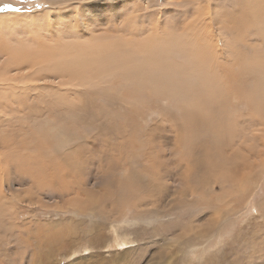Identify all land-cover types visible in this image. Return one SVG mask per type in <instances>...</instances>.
Listing matches in <instances>:
<instances>
[{
	"label": "rangeland",
	"instance_id": "1",
	"mask_svg": "<svg viewBox=\"0 0 264 264\" xmlns=\"http://www.w3.org/2000/svg\"><path fill=\"white\" fill-rule=\"evenodd\" d=\"M111 1L100 5L94 1L96 5L93 7L100 8L98 13L102 15H96L95 18L86 17V20L93 19L92 32L96 35L95 38L106 37V32L113 31L110 39L122 38L125 43L127 39L132 42L153 40L154 44L159 38L151 36V26H161L157 35H162L163 39L167 35L175 34L185 41L188 39V48L193 45L191 49L196 48L199 43L198 47L204 55L212 48L209 55L214 56H211V59L215 58L223 72H235L232 76L234 84L241 89V82L249 89L250 82L257 80L259 75L255 74L254 79H251L248 71L244 68L237 70L232 63L239 62L237 65L241 66V62L251 55L252 50L264 52V39L254 35L259 27L257 20L260 26H264V0H246L258 1L254 14L257 18L252 13L249 23L243 26L245 35L242 37L246 39L238 44L239 49L236 44V49L230 44L236 35V29L234 28V32L230 27L235 25L233 22L238 20L239 13L243 10L241 6L236 5L240 8L237 11L234 0ZM93 3L82 0L75 2L74 6L78 8ZM5 4L25 11L0 12V264H264V111L262 119L253 122L249 116L243 117V114L249 111L245 108L243 100L241 106L245 109H238L242 112L235 120L225 118L223 109L226 104L223 109L216 111L221 118L217 127L223 130L222 144H229L232 139L235 142L232 137L239 133L237 143L233 147L240 150H234L235 153L238 152L234 161L242 176L233 180L229 186L226 184L233 195H225L222 182L215 179L216 182L210 183L209 187L203 185V189L198 190L199 195L189 197L193 200L191 205L189 202L192 201L178 202V205L172 206L174 210L177 209L172 216L158 219L148 216L145 212V194L139 193L135 201L117 208H114V203L103 204V196L108 191H114L110 184L112 179L123 181L131 188L133 180L140 179L144 173L147 176L148 170L145 169L149 168V161L146 155L151 156L152 151L146 147L143 151L144 141L135 135L136 145L130 151L121 150L119 144L111 145L114 138L106 135L104 141H107L106 144L109 142L108 145L113 149L106 144L101 146L95 143L93 152L88 148L91 146L90 137L96 138L99 131L93 130L91 117L88 116L96 111L98 118L94 123L106 124L108 115L112 118V123L115 122V126L124 122L116 119L113 114L122 119L126 117L137 132H140L154 121H160L162 107L170 104L152 97V94H155L153 85L134 86L124 83L120 74L113 78H100L102 84H91L92 86L86 85L82 88L58 87L59 83L71 79L68 76L55 78L49 73L52 71H47L44 66H51L53 60L58 61L54 59L53 51H59V47L65 43H75L69 36L74 26V11L72 7L67 8L71 3H62V0H30L21 4L18 0H0V6ZM36 5L40 7L37 8ZM28 9L31 11H27ZM68 9L70 11H67ZM86 10L87 8L83 11L87 14ZM246 10L245 13L249 15L248 7ZM203 11H208L209 14L199 19L197 13L199 15ZM223 14L238 17L224 20L226 17ZM247 15H242L239 19H246ZM196 17L200 22L197 25ZM100 19L101 22H97ZM170 23L173 28L168 26ZM208 23L211 26H208ZM82 24L83 22L80 23L83 28ZM252 25L253 28H250ZM202 27H206V30ZM248 30L250 32H246ZM78 31L80 34V29ZM198 33L200 35H197ZM191 35L194 36V39L190 37L194 40L192 43L189 37L184 39ZM196 35L202 36L205 41L196 40L197 43L194 44ZM81 38V43L87 40L84 36ZM205 44L209 45V48ZM242 49L245 51L244 55H241ZM32 50L51 52V55L44 56V62H35L36 67L25 64L10 67L11 54L22 57ZM13 51L16 52L13 54ZM135 55L133 58H136ZM58 56L61 57L60 54ZM70 59L71 56H66L64 64ZM38 60L39 58L36 61ZM176 60L184 63L182 59ZM41 65L45 72L38 74L36 72ZM244 72L247 73L243 77L239 76ZM40 75L49 76L50 79L32 78ZM7 78L12 81L3 82ZM24 79L30 82L34 89L29 88L27 91L28 85H23ZM188 80L190 85L194 84L193 78L189 77ZM67 85L71 84L68 82ZM100 89L103 91L102 95H96L94 92L97 93ZM171 91L175 92L173 96L178 103H184L183 97L179 96V90ZM118 95L123 98L121 101L129 104V108H125L117 100L114 101L113 107L109 106L107 99L120 97ZM167 95L170 96V93ZM146 99L157 101V105L150 107L153 103L145 102ZM170 110L171 113L174 111L177 114L176 109ZM244 123H252L253 126L248 129L249 124L243 126ZM165 126L168 127V124ZM228 129H231V137L225 135ZM243 130L245 138L254 139L253 157H249L250 166L246 168L240 160L246 156V152L239 143L249 145L250 141L238 140L243 138ZM169 137L171 139L172 134ZM80 144L86 145L83 150ZM96 145L98 148H95ZM167 148L169 154L172 150L170 146ZM256 150L261 152L258 158L255 157ZM230 151L231 149L227 148L224 156L228 157ZM101 155L104 157H99ZM155 157L156 155H153L152 159L157 163L159 160ZM137 159L140 165L138 167L134 163ZM142 159H145L144 162ZM65 160L71 163L67 164ZM135 167L139 168L136 170L137 175L141 174L140 177H136ZM167 167L170 168L169 161ZM186 171L182 168V177ZM154 184L158 185L157 182ZM177 184L165 183L171 189L167 201L178 200L174 191L184 185ZM86 204L96 206L93 213L86 210L89 207ZM170 206L171 203L168 207ZM26 231L33 233V238L28 242V238L23 235ZM49 236L51 239H43L45 242H40V239L36 242L38 237ZM191 237L201 238L195 243V252L186 244ZM124 238L129 239L127 242L131 243L121 245ZM193 253H196L195 256H192Z\"/></svg>",
	"mask_w": 264,
	"mask_h": 264
},
{
	"label": "bare ground",
	"instance_id": "2",
	"mask_svg": "<svg viewBox=\"0 0 264 264\" xmlns=\"http://www.w3.org/2000/svg\"><path fill=\"white\" fill-rule=\"evenodd\" d=\"M63 1L70 2L71 4H69L70 6H67V8L72 7L74 11V16H73L74 26L73 27L71 26L72 31L69 33V36L75 40L74 41L75 43L63 44L61 48L59 47V51L57 52L53 51V54H52L54 59L58 61L53 62L54 61L53 60L52 61L53 63L51 62L50 64L51 66L43 65L47 69V71L51 70L53 72V73L52 72H49V73L53 75L55 78L68 76L71 79L70 81L66 79L63 83H59L57 85L58 87L59 86L61 87L62 86H74V87L80 86L82 88V87H85L86 85L92 86L91 84H95V85L102 84L103 82H100L101 81L100 78L102 77L105 79L113 78L116 74H120L124 83H130L131 85H134V86L135 85L136 86L137 85L139 86L140 85H153L154 87L153 91L155 92V94H152V97H156L158 100L165 101L166 103L168 102L170 104V105L165 104L162 107V110H161L162 117L160 121H154L150 126L146 127L145 129H143V131H140V132H137V130L132 125V123L126 117L122 119L120 118L119 115L113 114V116H115L116 119L117 118L121 119V121L124 122V124L115 126V122L112 123V118H110L108 115L106 116V124H104L103 122H99V124L94 123L95 121H97V118H98L96 111L92 112V114L88 116V117H91V123L93 126V130H95L96 132L99 131L96 134L97 135L96 138L89 136L92 139L89 142V144H91V146L88 147L89 149L93 150L92 147L95 143H99L101 146H104L107 142V141H104L105 136L109 135L108 137L112 136V138H114V141H111L112 142L111 145L119 144L121 150L130 151V149L136 145V143L134 144V141L136 140L134 138V135H135L136 137L144 141V146L142 147V150L146 147L149 149L150 152L152 151L151 156L146 152L148 154V156L146 155V159L149 161V168L145 169V170H148L147 176L144 175L145 174L144 173L140 179L137 178L136 180H133L131 188L129 186H126V184H124L123 181L119 182L120 180L118 179H117L118 181H113L112 179L111 181L112 183L110 182V184H111V187L112 186L114 187V191H108L105 194V196H103L104 197L103 204L114 203V208L115 207L117 208V206L120 207L121 205L125 203L128 204L131 201H135L137 194L139 193L145 194L146 196L145 198H143L146 201L145 202L146 204L143 207L147 209L145 210V212L148 214V216L158 219L160 217L165 218V217L172 216L173 213L177 211V209L174 210L172 206L174 204L178 205L177 204L178 202L192 201V202H189V204L191 205L193 203V200L189 199V197L193 198V196L199 195L198 190L199 189L202 190L203 185L205 187L206 186L209 187L210 183L216 182L215 179L222 182L223 188L225 189V192H224L225 195L227 194H229L228 196L233 195L229 192L230 191L229 187H227L226 184L229 186L233 180H236L237 178L240 179L242 176L240 175V172L238 171V165L234 161V158H236L235 155L237 156V153H238V152L235 153L236 151L234 152V150H238L239 148L236 149L235 147H233L237 143L236 138L237 136H239V133H236V136L232 137L234 138L235 142H233V139H232L229 142V144H222V138H223L222 131L223 130L221 131V129L217 127V125L220 123L221 118L216 113V111L218 112L221 109H223L224 105L226 104V106L223 109V114L225 118L227 117L226 119L231 118V120L233 119L235 120L236 117H238V114L242 112V111L241 112L238 111V109L243 108V106H241V103L243 100L245 103V108L249 109L247 113L243 114V117L249 116L252 122L262 119L261 116L264 111V52H258V51L252 50L251 55H249L248 58L245 57L246 59L244 58V61L241 62L242 64L241 66L237 65V63L239 62L232 63L234 64V67L237 68V70L244 68V70L248 71V76L251 79H254L255 74L256 76L259 75L256 81L250 82L249 89L245 88L243 85L244 83L241 82L240 84L242 87L241 89L240 87L237 86V84H234V80L232 76H234L235 72L232 71V74H231L228 71H224L225 72L224 73L220 67L221 65H219L218 62L216 63V61L214 60L215 58L211 59L212 55L210 56L209 54L210 52H212L213 50L212 48H211L212 50L209 49L210 52H208L206 55H204L205 53H203L199 49L198 47L199 43H197L196 40H203L202 42H204L205 38L203 37H206V35L203 36L201 34L203 37L202 36L198 37L197 35H200V33H198L196 35L198 39H196L197 38L196 37L195 38L196 42H194V44L197 43L198 45L196 48L192 47V49H191V46L193 45H191L192 43L191 41H194L193 40L194 36L192 37L193 34L191 36H187L184 38V39L188 37L193 38V39L190 38L191 46L190 48H188L187 46L189 45L187 43L188 39L187 41H185L181 39L182 37L180 38L176 36L175 34H171L172 35V36L170 35L171 37L167 35L165 39L162 38V35H157L158 29L161 27L157 25H152L150 29L151 36L154 38L156 37L159 38V40H155L157 42L154 44H153V40H149V41L140 40L137 42H132L131 39H127L128 41L125 43L123 41L124 39L121 40L122 38L121 39L120 38L110 39L113 31L112 33L106 32V35H107L106 37L95 38L96 35L94 36L92 32L93 19H90V18H95L96 15L98 16L102 14L98 13L101 11L100 8L93 7V5L105 4V3H108V0H89L92 3L96 1V4L95 3L91 5L83 4L84 6L78 7V8L74 6V3L75 2L79 3L82 0H62V3ZM234 3H235V7L236 5H239L243 8V10L241 9V13H239L240 14L239 18L242 15L244 16L247 15L245 13L247 11L246 10L247 7H248V11L250 12V14L247 15L248 18L246 19L245 17L243 19L238 18V20H236L235 22H233L234 20L233 21L231 20L233 23H235V25L230 28L234 32L236 29V35L234 37V40H232L230 44L233 45L234 48L236 44L237 48L239 49L238 44L240 42H244V40L246 39L242 37L243 35H245V33L243 32V29H244L243 26H245V23L247 22L249 23V18L252 16V13H253V16L256 17L254 14L256 13L255 12L256 4L258 3V1L251 2V1H246V0H234ZM83 8L84 9L87 8L86 10L87 14L84 13ZM238 8L239 7H236L237 11L240 9ZM260 8H263V7L260 6ZM195 9L197 10V8ZM67 11H70V10L68 9ZM227 12L229 11H225V13ZM234 12H235V8H234ZM208 14H209L208 11H205V12L203 11L199 15L197 13V16H199V19H200V17L202 16L205 17V15H208ZM223 15L226 17L224 18V20L227 18L234 19L236 17L233 15L232 16L231 15L228 16L225 14ZM87 16L90 17L89 20H86ZM199 19L198 18L196 19V22H197L196 25L200 23L198 21ZM103 21L105 22L104 19ZM81 22H83L82 24L83 28L80 25ZM97 22H101V19L97 20ZM256 23L259 25V27L258 28L256 27L257 29L254 35H256V37L260 36V39L263 40L264 30H259V29L264 28V26L262 25L260 26L258 20ZM263 23H264V20H263ZM171 25L172 24L170 23L168 26H171ZM208 26H211L210 23H208ZM249 26H251V24ZM202 28L205 29L206 27H202ZM250 28H253V25ZM78 29H80V34H79ZM196 30H198V26ZM246 32H250V31L248 30ZM82 36H84L87 39L84 43L79 42L80 40H82L81 38ZM123 43H125L124 45L126 46L125 48L123 46ZM205 45L207 48H209L208 47L209 45L208 46L207 44ZM219 45L220 44L218 43L217 46L219 47ZM262 45H264V41ZM15 52L13 51V54ZM36 52L37 50H32V52L30 53L28 51V54L26 56L23 55L22 57L19 55L11 54L10 63H9L10 67L11 66L15 67V66L24 65V64L34 67L35 62H38V63L44 62L45 58L51 55V52L50 53L46 51L37 52V53ZM240 52L242 53L241 55H244L245 51L242 49V51ZM57 53H59L61 57H59L58 56L59 54ZM162 54L165 55V57H163ZM133 55H135L136 58H133ZM66 56H71V59L64 64L65 61L63 60L64 58H66ZM207 56H210V58H208ZM175 57L178 60L182 59L184 63H179ZM37 58H39L38 61H36ZM39 72L40 73L45 72V69L42 68V65H41V68H38L36 73L39 74ZM245 73L247 72H244L243 74L239 76L243 77ZM42 75H40L39 77H32V78L34 80L50 79L49 76H42ZM189 77H191V79L192 78L194 79L193 85H190L191 82H189L188 80ZM10 81H12V79L7 78L3 82H10ZM104 81L107 82V80H104ZM68 82L71 85H67ZM23 85H28L26 86L27 91L29 90V88L34 89V86L30 85V82L26 80L23 82ZM36 88L37 86H35V89ZM171 89L179 90L180 92L179 96L183 97L184 101L182 102L184 103H181L180 100H178L180 101L179 103L177 102V99L173 96L175 92L173 93L172 91L174 90L171 91ZM98 91L99 92L97 93L94 92V93L96 95L101 96L103 92L102 89ZM166 93L167 94L170 93V96L167 95ZM177 95L175 94V96ZM121 99H123L121 96L118 98L112 97V99L108 98L107 102L110 107H113L114 101L117 100L120 104H122V106H124L125 108H129V104L121 101ZM145 102H152L153 104H151L152 106L150 107H154L157 105V101L153 99H146ZM192 107H195V109ZM171 108L176 109L177 114L174 113V111L173 113H171V110H170ZM131 111H134V110H131ZM165 124H168V127H166ZM245 125H248V129H250V127L253 126L252 123H244L243 126ZM236 127L238 128L240 126H236ZM242 132H243V138L238 139V140H241L242 142L244 139L250 141L249 145L248 144L243 145L239 143V146L242 147V150L246 152L244 153V155L246 156L240 159L242 165L246 168L250 166L248 160L253 157L252 140L254 139L249 138V137L245 138L244 130ZM167 134H169V136L170 134H172V138L170 139V137ZM225 135L231 137L232 136L231 129H228L225 132ZM106 140H109V139H106ZM111 145L110 146L108 145V146L113 149ZM81 146L80 147L83 150L84 149L83 146H86V145H81ZM168 146H170V149L172 150L171 151L169 149L171 151L169 154L167 153ZM95 148H98L97 145L95 146ZM227 148L231 149V151L229 153L230 155L228 157H225L224 154H226ZM232 148H235V149H232ZM121 150L119 149V151ZM98 151H99V154H101L100 150ZM256 151L257 152H256L255 157L258 158L259 155H261V152H259V150H256ZM102 155L99 157H102ZM153 155H156L155 158H157L159 161L163 159L162 161H160L161 165H159V161H157V163L153 161L154 159V158L152 159ZM239 155H240V152H239ZM241 156H242V153H241ZM142 160L144 162L145 159H142ZM168 161L170 164V168L167 167ZM65 162L67 164L71 163L68 160H65ZM134 163H136L137 167L140 166L139 159H137ZM182 168L183 170H187L185 172L184 177H182V174H183ZM136 169L139 170V168L135 167L134 169L136 171V177L137 176L140 177L141 174L140 176L137 175ZM140 169L142 168L140 167ZM101 182L103 183L102 178H101ZM156 182L158 183L157 186H155L154 184ZM166 182L178 183L177 185H181V184L184 185V187H181V188L179 187L178 189L174 191L175 194L178 195V200L172 199L174 201H171V202L167 201L169 200V197L167 195H168V192L171 191V189L167 187V185H165ZM222 194H223V190H222ZM2 198H4V194L2 195ZM152 201L154 202L151 203ZM170 203H171V206H170L171 208L168 207ZM150 204H154V205L150 206ZM86 206H89L86 210L90 211L91 213H93L92 211H94V209L96 208V206L94 207V205H91V204H88V205L86 204ZM148 207H153V209H150ZM1 228L2 227H0V229ZM23 235H25L28 238L26 239L27 242L29 239L33 238L32 231L31 232L26 231V233ZM48 238L51 239L50 236L49 237H38L36 239L37 240L36 242H39L38 241L39 239H40V242H43L45 239H48ZM125 239L126 238H124V240H121V243H120L121 245H127L129 243V241L127 242V240L129 239L127 240ZM197 239L196 237H191L186 242V244L189 245L188 247L193 252H195L196 250L195 243L198 242ZM48 242L50 243V240H48ZM14 248L16 250V245H14ZM195 254L196 253H193L192 256H195Z\"/></svg>",
	"mask_w": 264,
	"mask_h": 264
},
{
	"label": "snow or ice",
	"instance_id": "3",
	"mask_svg": "<svg viewBox=\"0 0 264 264\" xmlns=\"http://www.w3.org/2000/svg\"><path fill=\"white\" fill-rule=\"evenodd\" d=\"M19 3L23 4L25 2H30V0H18ZM37 8L40 7V5H36ZM25 11V9L14 7L10 4H5L3 6H0V12H22ZM27 11H31V9H28Z\"/></svg>",
	"mask_w": 264,
	"mask_h": 264
}]
</instances>
